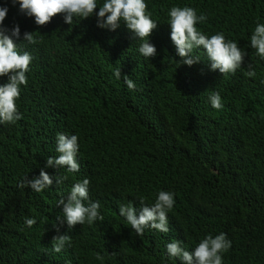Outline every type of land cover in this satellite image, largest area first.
<instances>
[{"label":"trees","instance_id":"16d2710c","mask_svg":"<svg viewBox=\"0 0 264 264\" xmlns=\"http://www.w3.org/2000/svg\"><path fill=\"white\" fill-rule=\"evenodd\" d=\"M145 2L158 23L151 58L123 23L112 31L98 27L95 14L74 17L71 25L58 14L39 26L19 3L0 0L9 9L4 26L19 25L20 38L13 39L33 57L16 101L22 119L0 123V264H182L167 243L178 239L193 251L220 233L232 242L223 264H264V59L250 47L255 27L264 24V0ZM173 6L206 14L199 31L223 33L246 50L235 74L212 71L202 47L194 50L199 63H180L170 35ZM25 32L34 44L24 41ZM249 64L255 77L246 76ZM8 79L0 76V85ZM213 92L221 95L220 110L210 103ZM58 133L78 136L79 172L46 167L59 155ZM41 169L53 177L52 187L39 193L18 187ZM57 176L67 179L57 184ZM85 178L104 220L73 229L65 221L57 232L53 225L63 217L57 202ZM162 190L175 193L170 231L147 228L140 237L119 207L133 203L139 210L141 198L151 206ZM25 218L37 223L29 228ZM64 233L70 246L52 251L53 237Z\"/></svg>","mask_w":264,"mask_h":264},{"label":"clouds","instance_id":"9594fccd","mask_svg":"<svg viewBox=\"0 0 264 264\" xmlns=\"http://www.w3.org/2000/svg\"><path fill=\"white\" fill-rule=\"evenodd\" d=\"M13 5L19 3L20 11L29 17L35 18V23L44 26L58 14H63L64 22L71 25L74 17L87 19L92 15L98 17V27L115 31L125 24L127 29L134 33V38L144 40L139 47V52L146 58L157 55L156 47L149 42V39L157 29L158 23L154 21L152 13L149 12L145 0H104L98 6L97 0H12ZM99 9L98 13L96 9ZM9 9L0 6V76H8V82L0 85V123H15L22 119V114L18 111L16 101L21 95V86L28 83L27 73L30 71L32 55L21 52L13 37L19 39L21 30L19 25H15L11 30L4 26ZM171 26V41L176 48L177 55L181 58L180 63L193 66L202 59L200 55L194 54L195 49L203 48L206 51L210 69L219 71L222 75L235 74L247 55L246 50L241 49L232 40L226 39L223 33H216L210 37L199 31L198 23L207 20L206 14H197L196 9L188 6H173L169 11ZM24 41L30 44L35 43L32 32L23 34ZM250 47L256 50V54L264 59V24H257L250 37ZM246 76L255 77L256 72L251 64L248 65ZM117 79L122 77L120 68L114 72ZM127 87L135 90V83L123 76ZM213 108L220 110L223 108L221 95L213 92L209 96ZM79 143L77 135L57 134V157H48L46 167L61 168L66 167L68 172H79L78 162ZM67 177H56V183L60 184ZM53 177L44 169L40 175L29 179L24 177L18 187L21 189L31 188L39 193L52 187ZM90 181L85 178L82 182L75 183L67 198H61L57 202V207H63V217L58 216L59 225L54 224L57 232L59 226L65 221L68 229H73L76 225H83L86 222L104 220L100 213L101 204L99 201L89 199ZM175 193L160 191L156 201L151 206L139 199L141 208L138 210L133 203L122 204L119 207V215L126 218L135 233L142 237L147 228L158 230L163 233L170 231L168 213L175 204ZM85 201L88 203L85 204ZM26 225L31 228L37 223L34 218H25ZM71 237L68 233L58 234L53 237L52 251L60 253L66 245L70 246ZM232 247V242L227 238L226 233H220L213 237L211 234L203 238L193 251L186 250L183 242L174 239L167 243V253L172 258H178L182 264H223V253ZM96 259L103 261L104 257L99 253Z\"/></svg>","mask_w":264,"mask_h":264}]
</instances>
